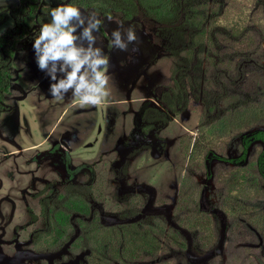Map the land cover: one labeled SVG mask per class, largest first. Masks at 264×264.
Segmentation results:
<instances>
[{
    "label": "rangeland",
    "instance_id": "obj_1",
    "mask_svg": "<svg viewBox=\"0 0 264 264\" xmlns=\"http://www.w3.org/2000/svg\"><path fill=\"white\" fill-rule=\"evenodd\" d=\"M7 1L8 6L15 4ZM185 1L195 16L205 13L207 0ZM43 5L68 3L44 0ZM77 8L86 20L95 14L101 21L93 31V47L108 57L109 95L98 105H82L71 89L62 100L55 99L49 92L50 78L34 59L39 27L33 38L17 44L7 96L12 111L0 115V264H91L89 249H74L81 234L79 216L72 218L68 239L56 256H42L37 250L41 237L52 232L48 211L72 196L88 200L105 226L159 217L187 237V251L165 244L143 263L264 264V232L244 217L227 213L232 210L223 181L232 166H245L264 150V142L254 138L264 130V117L254 114L251 123L244 122L235 132L220 119L227 107L224 96L237 95L246 105L262 103L263 89L254 82L264 76V0H208L209 27L216 38L212 49L222 61L206 72L202 63L200 92L214 97L219 107V116L208 124L203 120L205 105L190 85L180 115L166 112L159 101L172 87L173 69L186 67L189 23L180 37L165 39L159 24L142 15L129 20L122 12L104 16L91 7ZM237 26L240 36L233 35ZM129 27L137 40L122 51L112 45V33ZM148 124L153 130L146 134L142 129ZM196 141L199 166L191 161ZM188 175L202 190L199 203L212 216L219 236L209 253L199 247L197 233L176 223L181 215L176 216L175 206ZM257 182L264 186V178ZM251 207L263 214L264 195Z\"/></svg>",
    "mask_w": 264,
    "mask_h": 264
},
{
    "label": "trees",
    "instance_id": "obj_2",
    "mask_svg": "<svg viewBox=\"0 0 264 264\" xmlns=\"http://www.w3.org/2000/svg\"><path fill=\"white\" fill-rule=\"evenodd\" d=\"M44 0H19V4L9 10L15 19V27L10 28L0 36V115L12 111V105L8 103L7 96L11 87V73L16 55V46L25 37L33 38L37 27L51 22L49 15L54 7L43 5ZM75 7L93 8L104 16H112L116 12H122L127 19L133 20L137 16L150 18L159 24V30L164 32L163 37H179L183 30L189 29V43L186 54V67H175L172 71V87L165 90L159 98L165 111L180 115L188 104V90L201 98L205 108L203 120L206 124L214 122L219 112V107L214 102V97L200 92V78L215 62L222 63L220 57H215L213 47L216 45L214 30L209 27L208 0L201 8L205 13L195 16L185 7V0H61ZM191 3V2H190ZM185 7V8H184ZM5 15L0 14V22ZM234 28L233 35L240 36L241 29ZM216 29V28H214ZM165 33H168L165 35ZM175 34V35H174ZM205 62L206 70L202 71V63ZM224 63V61H223ZM254 82L257 87H262L261 102L244 104L237 95L224 96L226 110L224 119L232 125V131L236 127L251 123L253 115L264 117V76H260ZM188 82V83H187ZM190 83V84H189ZM253 85V83H252ZM220 94H217L219 96ZM155 111L161 113V111ZM264 119V118H263ZM143 132L149 134L153 130L152 125H144ZM240 133V132H238ZM237 135V133L235 134ZM234 135V136H235ZM233 138L239 137L236 136ZM255 139L264 142V130L258 131ZM191 146L189 147L190 150ZM199 146L194 144L191 151V161L200 165ZM247 150V147L245 148ZM251 173H254L252 176ZM264 178V150L255 160H251L245 166L234 165L223 176L227 187V201L232 213L244 217L247 221L257 224L264 232V213L250 211L253 202L264 195V186L257 182V178ZM192 178L188 175L184 179L179 198L175 206V214L181 215L176 221L179 228L186 229L189 233H197L199 247L206 253L216 249L219 236L212 216L204 211L199 200L202 190H197ZM141 201V200H140ZM139 201V202H140ZM45 207V206H44ZM252 208V207H251ZM45 209V208H44ZM48 214H52L53 222L48 232L37 243L39 252L57 251L67 240V231L73 227L74 216H79L78 225L81 234L74 241L75 251L87 248L90 251L88 261L91 264H155L143 263L147 258L158 255L165 244L178 246L187 251L189 242L180 229L170 225L166 219L152 218V222H133L113 226H105L100 217L94 214L92 204L83 196H72L64 199L63 204L56 208H50ZM240 216V217H239ZM69 235V234H68ZM44 241V242H43ZM165 264V263H160Z\"/></svg>",
    "mask_w": 264,
    "mask_h": 264
},
{
    "label": "clouds",
    "instance_id": "obj_3",
    "mask_svg": "<svg viewBox=\"0 0 264 264\" xmlns=\"http://www.w3.org/2000/svg\"><path fill=\"white\" fill-rule=\"evenodd\" d=\"M49 15L51 22L41 26L32 47L38 70L50 78V94L62 100L71 89L82 105L102 103L109 95L106 90L109 77L105 74L109 61L101 49L93 47L96 40L93 31L99 29L101 21L95 14L86 20L73 5H59ZM118 23L123 26L122 22ZM3 31L6 29L0 35ZM112 37V45L122 51L137 40L131 27L123 33L119 29L113 31ZM77 40L81 42L79 45Z\"/></svg>",
    "mask_w": 264,
    "mask_h": 264
},
{
    "label": "crops",
    "instance_id": "obj_4",
    "mask_svg": "<svg viewBox=\"0 0 264 264\" xmlns=\"http://www.w3.org/2000/svg\"><path fill=\"white\" fill-rule=\"evenodd\" d=\"M15 4L12 6H8V1L7 0H0V14L5 15V17L3 19H1L2 21L0 22V31H3V34L7 32L8 29L10 28H14L15 27V19L11 16L9 10L13 7L18 6L19 4V0H15L14 1ZM6 5V6H4ZM10 24V25H9ZM2 36V35H0Z\"/></svg>",
    "mask_w": 264,
    "mask_h": 264
},
{
    "label": "flooded vegetation",
    "instance_id": "obj_5",
    "mask_svg": "<svg viewBox=\"0 0 264 264\" xmlns=\"http://www.w3.org/2000/svg\"><path fill=\"white\" fill-rule=\"evenodd\" d=\"M59 250H57V251H52V252H43V253H41V255L43 256H48L47 254H50L51 253V256H56L57 255V252H58ZM54 253V254H53ZM2 259V258H1ZM7 263H9V261L6 259V258H3ZM2 259V260H3ZM62 263L63 264H67V263H65L64 261H62Z\"/></svg>",
    "mask_w": 264,
    "mask_h": 264
}]
</instances>
